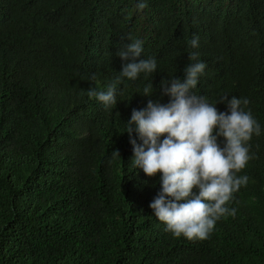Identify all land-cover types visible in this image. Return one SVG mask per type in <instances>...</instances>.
Returning a JSON list of instances; mask_svg holds the SVG:
<instances>
[{
    "label": "trees",
    "instance_id": "obj_1",
    "mask_svg": "<svg viewBox=\"0 0 264 264\" xmlns=\"http://www.w3.org/2000/svg\"><path fill=\"white\" fill-rule=\"evenodd\" d=\"M137 2L0 0V264H264V0H144L141 12ZM136 39L155 72L125 78L111 107L89 98ZM193 51L206 65L193 93L247 98L261 129L237 174L248 183L227 205L235 215L202 241L173 237L153 215L160 173L133 167L126 132L133 110L168 102L160 82L183 80Z\"/></svg>",
    "mask_w": 264,
    "mask_h": 264
},
{
    "label": "clouds",
    "instance_id": "obj_2",
    "mask_svg": "<svg viewBox=\"0 0 264 264\" xmlns=\"http://www.w3.org/2000/svg\"><path fill=\"white\" fill-rule=\"evenodd\" d=\"M146 7L144 0H138L136 11ZM198 41V36L191 39L192 49L198 48ZM142 44L136 39L118 51L116 55L124 62L121 71L107 91L89 89L88 97L111 107L117 104V85L125 78L135 81L141 73L153 74L157 63L140 58ZM198 57L196 51L189 54L193 63L184 69L183 80H161L159 93L169 98L167 103L149 99L146 108L132 111L126 124L133 167L142 169L149 178L160 173L161 190L149 205L153 215L165 225L166 232L188 241L208 239L221 217L235 215L236 209L227 205L248 183L247 176L237 174L254 158L249 154V141L261 131L251 110H246L247 98L222 97L216 104H226L227 111L221 112L216 104L193 93L206 67ZM152 92L150 83L143 96L150 97ZM133 131L140 144L131 139Z\"/></svg>",
    "mask_w": 264,
    "mask_h": 264
}]
</instances>
